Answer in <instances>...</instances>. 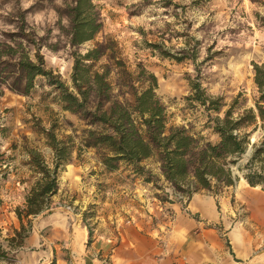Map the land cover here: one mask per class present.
Here are the masks:
<instances>
[{
    "label": "rangeland",
    "instance_id": "rangeland-1",
    "mask_svg": "<svg viewBox=\"0 0 264 264\" xmlns=\"http://www.w3.org/2000/svg\"><path fill=\"white\" fill-rule=\"evenodd\" d=\"M71 1L0 0V264H76L71 247L58 244L52 226L44 221L50 215L67 214L71 223L78 222L87 231V245L106 233L117 241L115 235L126 223L148 220L167 225L174 215L170 204L185 208L190 200L180 199L181 193L151 158L144 164L155 184L134 175L123 163L115 171L105 170L96 149L80 145L88 121L61 107L46 78L36 77L27 94L17 89L19 72L10 64L24 53L34 62L35 54L40 56L53 78L70 85L73 52L104 42L108 52L122 58L135 85L148 73L156 77L155 94L165 108L168 126H185L212 143L218 137L203 127L202 107L187 99L191 82L200 81L207 96L219 98L222 110L235 98V110L251 107L258 94L252 63L264 61V0H94L102 25L93 40L76 48L67 36ZM106 63L102 57L96 68ZM121 84L114 93L130 91L121 80L116 86ZM41 128H53L57 140L71 149L58 169V187L49 208L19 220L15 209L23 207L39 177L28 163V150L39 151L52 166L53 154ZM249 137L238 166L251 156L253 143L262 146L264 128L258 125ZM232 169L238 177L234 184L211 194L219 208L241 202L239 190L251 186L241 170ZM252 187L264 191V185ZM235 217L229 221L234 223Z\"/></svg>",
    "mask_w": 264,
    "mask_h": 264
},
{
    "label": "trees",
    "instance_id": "trees-1",
    "mask_svg": "<svg viewBox=\"0 0 264 264\" xmlns=\"http://www.w3.org/2000/svg\"><path fill=\"white\" fill-rule=\"evenodd\" d=\"M93 1L72 0L69 4L67 36L69 45L74 48L93 40L102 25ZM108 51L111 50L104 42H97L84 52L74 51L70 85L58 76L53 78L40 56L35 54L38 60L34 62L26 52L10 64L19 72L15 85L27 94L34 87L36 77L46 78L57 93L61 107L88 121L90 127L82 130L80 145L95 148L107 171H115L123 163L134 175L155 184L154 175L144 164L151 158L169 185L187 199L199 191L216 196L232 186L238 179L232 174L233 166L243 172V178L251 186L264 185V165H254L264 161V141L260 143L262 146L253 143L251 156L238 166L250 143V134L258 125L264 128V61L252 63L258 94L253 99V106L248 108L235 110L238 103L235 98L228 108L222 110L219 98L207 96L200 81L191 82V94L187 99L202 107L205 115L203 127L218 137L212 143L203 141L202 136L185 126H168L165 108L155 94L156 77L148 73L135 85L122 58ZM102 57L109 63L101 64L98 69ZM111 73L116 76L115 80ZM141 73L146 72L142 69ZM118 80L124 82L130 91L114 93L115 87L122 88V84L116 86ZM41 133L51 148L52 166L39 151L28 150V163L39 177L25 195L23 207L15 209L19 220L49 208L50 197L58 187V169L70 153L71 146L57 140L53 128H41Z\"/></svg>",
    "mask_w": 264,
    "mask_h": 264
},
{
    "label": "crops",
    "instance_id": "crops-1",
    "mask_svg": "<svg viewBox=\"0 0 264 264\" xmlns=\"http://www.w3.org/2000/svg\"><path fill=\"white\" fill-rule=\"evenodd\" d=\"M239 196L241 202L223 209L209 192L199 191L185 208L170 204L174 215L167 225L126 223L115 235L117 241L106 233L87 245V231L67 214L44 221L58 244L71 247L76 264H264V191L243 187ZM70 225L72 231H65Z\"/></svg>",
    "mask_w": 264,
    "mask_h": 264
},
{
    "label": "built area",
    "instance_id": "built-area-1",
    "mask_svg": "<svg viewBox=\"0 0 264 264\" xmlns=\"http://www.w3.org/2000/svg\"><path fill=\"white\" fill-rule=\"evenodd\" d=\"M179 196H180V199H184V198L187 199V197L183 196V194H180Z\"/></svg>",
    "mask_w": 264,
    "mask_h": 264
},
{
    "label": "water",
    "instance_id": "water-1",
    "mask_svg": "<svg viewBox=\"0 0 264 264\" xmlns=\"http://www.w3.org/2000/svg\"><path fill=\"white\" fill-rule=\"evenodd\" d=\"M233 175L235 176V174L233 173Z\"/></svg>",
    "mask_w": 264,
    "mask_h": 264
}]
</instances>
